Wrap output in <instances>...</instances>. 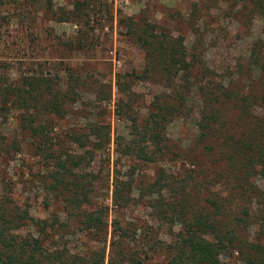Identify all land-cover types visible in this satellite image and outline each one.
I'll use <instances>...</instances> for the list:
<instances>
[{
  "label": "rangeland",
  "instance_id": "rangeland-1",
  "mask_svg": "<svg viewBox=\"0 0 264 264\" xmlns=\"http://www.w3.org/2000/svg\"><path fill=\"white\" fill-rule=\"evenodd\" d=\"M254 2L0 0V85L17 87L29 78L43 77L51 79L54 87L65 89L67 84L78 89V102L67 106L63 118L39 117L53 149L58 150L56 143L61 142L63 150L59 152L86 156L92 142L85 150H78L68 143L69 134L89 133L92 123L110 127V144L95 152L93 160L86 156L79 169L88 178L93 175L89 179L94 182V190L88 209L97 205L107 208L104 245L76 229L74 212L67 216L70 209L54 197L50 182L55 160L35 149L21 126L20 115L26 114L12 104L4 106L0 89V107L4 108L0 109V199L49 224L65 221L64 227L48 233L46 244L52 239L50 251L60 249L65 259H86L92 250L98 253L103 249V264H108L114 221L134 225L136 237L144 236L151 228L161 245L170 244L181 224L172 222L166 211L169 203L177 202L181 193L187 194L189 208L199 210L206 199L231 192L235 183L233 166L223 146L226 136L217 131L205 134L202 129L201 117L206 109L199 85L210 92L228 83L242 92L251 85L257 91L259 83L251 79L258 77L254 61H264V13L255 10ZM127 19L153 24L158 33L172 38L181 37L188 53L198 60L194 73L201 74L206 68L204 79H189L190 87L183 93L185 106L166 124L161 144L149 146L150 161L126 153L124 147L145 146L139 127L154 106L175 97H168L170 90L158 70L145 71L144 52L126 36ZM73 79L79 82L75 84ZM117 80L125 85L126 94L118 91ZM9 99L13 101L12 96ZM220 116L230 129L237 114L225 105L220 108ZM133 119L137 124L133 125ZM115 173L119 189L123 183L130 184L127 206L114 202ZM247 180L248 204L241 203L243 198L229 199L232 207H257V213L241 231L254 240L260 232L257 215L264 216V169L256 166ZM28 230L31 227L21 225L15 232L24 235ZM140 259L144 264H163V252L148 251ZM221 260L245 264L236 253Z\"/></svg>",
  "mask_w": 264,
  "mask_h": 264
},
{
  "label": "trees",
  "instance_id": "trees-1",
  "mask_svg": "<svg viewBox=\"0 0 264 264\" xmlns=\"http://www.w3.org/2000/svg\"><path fill=\"white\" fill-rule=\"evenodd\" d=\"M254 5L255 10L264 13V0H255ZM126 23V36L144 52L145 71L148 73L158 70L167 90H170L168 97H175L154 106L144 124L139 127L138 134L145 138V146L137 144L124 147L126 153L134 154L140 160L150 161L152 158L149 156V146L161 144L166 124L185 106L183 93L190 87L189 79H204L206 68L201 74L194 73L198 60L188 53L181 37L172 38L165 33H158L155 26L147 22L135 23L132 19H127ZM254 62L258 66V77L251 81L259 83L257 91L251 85L242 92L235 89L234 84L228 83L223 84L221 89L210 92L202 84L199 85L206 109V114L201 117V127L205 134L217 131L226 136L223 146L226 157L233 166L235 184L231 192L234 193L230 192L227 196L215 194L206 199L199 210L189 208L188 195L181 193L178 201L169 203L166 209L171 214L172 222L181 224L177 237L170 244L161 245L156 235L152 236L151 228L144 236L139 234L136 237L137 229L134 225H122L114 221L108 264H144L140 258L142 253L146 255L148 251L163 252V264H226L221 257L234 253L241 256L245 264H264V216L257 215L260 232L257 238L249 240L241 231L245 230L246 222L258 209L254 204L232 207L229 199L243 198L241 203L248 204L245 203L246 192L250 187L248 175L255 171L256 166L264 169V61ZM73 82L76 84L79 79H73ZM65 85V89L61 85L54 87L51 79L43 77L29 78L17 87L0 85L3 97L1 102L4 106L12 104L21 108L26 114L20 115L22 129L32 144L35 143V149L44 157L55 160L51 191L56 199H60V203L66 205L65 208L70 209L67 216L71 217L74 212L75 228L80 229L85 237H91L96 243L102 242L105 245L107 208L97 205L88 209L92 205L90 193L94 190V182L89 179L93 175L88 178L87 174H80L79 169L86 156L93 160L95 152H101L110 144V127L103 123H92L89 125V133L69 134L68 143L78 150H85L89 142H92V150H86V156H70L64 151L59 152L60 148L63 150L61 142L56 143L58 150H54L51 142L46 139V127L39 117L52 115L63 118L67 106L78 102V89ZM117 89L121 94H126L125 85L119 80ZM11 96L13 101L9 99ZM225 105L230 106L237 114L231 130L225 126L220 116V108ZM256 107L257 110L254 109ZM129 118L126 114L125 119ZM134 124H137L136 119H133ZM119 184L115 173L114 202L119 206H127L130 184L123 183L121 189ZM157 184L158 179L154 185ZM44 204L48 206L49 203L46 201ZM64 222L54 225L47 220L35 219L24 211L11 208L0 199V264H103V249L98 250V253L97 250H92V255L86 259H65L60 249L49 250L52 239L46 244L48 233L64 227ZM21 225L31 227V231L28 230L24 235L15 232Z\"/></svg>",
  "mask_w": 264,
  "mask_h": 264
}]
</instances>
